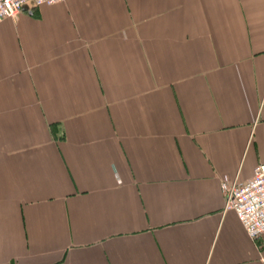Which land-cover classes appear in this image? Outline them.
I'll return each instance as SVG.
<instances>
[{
	"label": "crops",
	"instance_id": "1",
	"mask_svg": "<svg viewBox=\"0 0 264 264\" xmlns=\"http://www.w3.org/2000/svg\"><path fill=\"white\" fill-rule=\"evenodd\" d=\"M262 164L264 0L0 22V264H264L221 187Z\"/></svg>",
	"mask_w": 264,
	"mask_h": 264
},
{
	"label": "built area",
	"instance_id": "2",
	"mask_svg": "<svg viewBox=\"0 0 264 264\" xmlns=\"http://www.w3.org/2000/svg\"><path fill=\"white\" fill-rule=\"evenodd\" d=\"M67 0H0V22L17 20L28 5L55 6ZM222 191L226 199V211H233L252 241L264 239V164L259 165L252 179L239 183L238 179L224 177Z\"/></svg>",
	"mask_w": 264,
	"mask_h": 264
}]
</instances>
